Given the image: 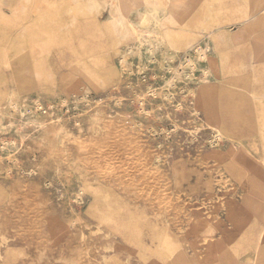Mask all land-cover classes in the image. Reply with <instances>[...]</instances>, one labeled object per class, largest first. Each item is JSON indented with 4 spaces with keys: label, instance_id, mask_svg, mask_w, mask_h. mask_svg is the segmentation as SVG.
<instances>
[{
    "label": "rangeland",
    "instance_id": "obj_1",
    "mask_svg": "<svg viewBox=\"0 0 264 264\" xmlns=\"http://www.w3.org/2000/svg\"><path fill=\"white\" fill-rule=\"evenodd\" d=\"M173 1L0 0V264H264V0Z\"/></svg>",
    "mask_w": 264,
    "mask_h": 264
},
{
    "label": "bare ground",
    "instance_id": "obj_2",
    "mask_svg": "<svg viewBox=\"0 0 264 264\" xmlns=\"http://www.w3.org/2000/svg\"><path fill=\"white\" fill-rule=\"evenodd\" d=\"M182 2V1H181ZM180 0H174L173 2H171L172 5H179L180 6ZM259 11V10H258ZM149 12V11H148ZM169 12V11H168ZM169 15V14H168ZM168 19V18H167ZM237 24V23H236ZM250 28V27H249ZM257 32V31H256ZM207 46V45H206ZM259 47V46H258ZM209 48V47H208ZM208 48H205V49H208ZM204 57V56H203ZM202 57V58H203ZM205 58V57H204ZM205 61V60H204ZM255 71H256V74H257V77H258V80H261L263 78V71H262V68L259 66H256L255 68ZM260 77V78H259ZM143 112V111H142Z\"/></svg>",
    "mask_w": 264,
    "mask_h": 264
}]
</instances>
